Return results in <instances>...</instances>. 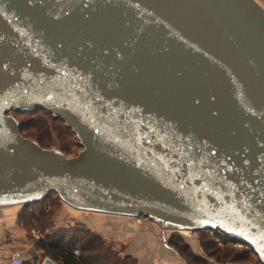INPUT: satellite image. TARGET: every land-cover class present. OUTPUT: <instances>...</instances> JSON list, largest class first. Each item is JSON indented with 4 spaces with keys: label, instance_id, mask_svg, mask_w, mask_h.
Instances as JSON below:
<instances>
[{
    "label": "water",
    "instance_id": "95a60500",
    "mask_svg": "<svg viewBox=\"0 0 264 264\" xmlns=\"http://www.w3.org/2000/svg\"><path fill=\"white\" fill-rule=\"evenodd\" d=\"M37 107L78 136L76 155L21 134L9 112ZM50 191L219 230L264 264V6L0 0V206Z\"/></svg>",
    "mask_w": 264,
    "mask_h": 264
},
{
    "label": "trees",
    "instance_id": "16d2710c",
    "mask_svg": "<svg viewBox=\"0 0 264 264\" xmlns=\"http://www.w3.org/2000/svg\"><path fill=\"white\" fill-rule=\"evenodd\" d=\"M11 111L29 113L18 120L19 130L21 134L37 141L44 148L53 143L51 135L53 132H56L59 139H64V135L68 133L75 134L62 119L45 109L37 107ZM51 193L57 194L54 191ZM51 193L48 192L41 199L22 205L19 213V220L24 227L30 228V223L34 222L41 225L44 236L35 242V247L40 248L44 256L53 258L58 264H136V260L130 254L121 255L120 250L114 248L112 243L107 242L101 234L82 222L71 228L52 229L53 209L50 206L54 204L56 198H51ZM35 205L37 209H34ZM208 231H212L213 235L207 234ZM197 232L202 234L200 245L206 253L205 256L193 252L187 243L179 239L181 236L177 232L169 239V243L189 264H263L254 250L246 244L242 243L241 248L228 244L232 239L223 232L207 229H200ZM214 236L222 237V245L217 243ZM76 246L79 248V255L73 253ZM253 254L256 256L255 260ZM22 264L40 263L26 260Z\"/></svg>",
    "mask_w": 264,
    "mask_h": 264
},
{
    "label": "crops",
    "instance_id": "0c3cea01",
    "mask_svg": "<svg viewBox=\"0 0 264 264\" xmlns=\"http://www.w3.org/2000/svg\"><path fill=\"white\" fill-rule=\"evenodd\" d=\"M22 205L13 202L0 206V264H12L6 252V241L11 232L15 233L18 241H29L27 231L19 220ZM84 212L89 213L82 215L87 226L114 244V248H122L121 253L130 254L136 264H189L169 243L176 231L154 219L138 221L135 216ZM192 248L197 254L201 251L199 244L192 245Z\"/></svg>",
    "mask_w": 264,
    "mask_h": 264
},
{
    "label": "rangeland",
    "instance_id": "374dc122",
    "mask_svg": "<svg viewBox=\"0 0 264 264\" xmlns=\"http://www.w3.org/2000/svg\"><path fill=\"white\" fill-rule=\"evenodd\" d=\"M257 1L262 6H264V0H257ZM9 114H13L19 120L20 118L28 115L29 113H14V112L10 111ZM51 135L53 138V143L48 148L62 150L63 152H65L66 156L76 155L82 148L80 140L76 134H72V133L65 134L64 139H59L56 136V132L51 133ZM50 193H51V191H50ZM50 195H51V198H56L54 201V204H52L50 206L53 209V223L51 224L52 229L57 230L60 228H71L72 226L76 225L78 222H82L87 226V221L83 220L82 215H86L89 213H85L84 211L78 210V209L68 205L67 203L62 201L61 198H58L59 197L58 194L51 193ZM42 197L43 196L37 198L36 200L41 199ZM34 209H37L36 205L34 206ZM149 219H152V218L151 217H146V219L142 218V221L143 220H149ZM30 225H29L30 228L35 227V228H38L40 231L44 232L41 229V225L38 222L30 223ZM30 228L25 227L27 232L29 231ZM175 231L177 232V234H180L181 237L179 239H181L184 243H187L191 250H193L192 245H195V244L200 245V238L202 235L201 233L194 231V230H190V231L186 230L185 231L186 233H183L184 231H180V230H175ZM207 234L213 235V232L208 231ZM215 237L216 236H214V238ZM221 238H219V237L215 238V240L217 241V243L219 245H222V239ZM41 239H43V238H40L39 240H41ZM39 240H36L34 242H37ZM234 242H235L234 240L233 241L229 240L228 244H232L238 248H241V245H238V243H234ZM117 250L118 251L122 250V248L118 247ZM123 254L124 253H121V255H123ZM199 254H203L204 256L206 254L202 247H201V251ZM252 256L254 257L253 260H255L256 256L254 254ZM43 257H45V256L43 255L42 250H40V248H37L34 245L30 246L29 261L40 263V261L42 260ZM209 260H211V258H209ZM251 264H254V263H251Z\"/></svg>",
    "mask_w": 264,
    "mask_h": 264
},
{
    "label": "built area",
    "instance_id": "2783aa9c",
    "mask_svg": "<svg viewBox=\"0 0 264 264\" xmlns=\"http://www.w3.org/2000/svg\"><path fill=\"white\" fill-rule=\"evenodd\" d=\"M135 217L138 221H141L142 218H146L147 216L138 215ZM26 235L27 237H29V240L31 242L18 241L15 233L12 232L8 235V240L6 241V252L9 254L12 264H22L24 261L29 260L30 246L34 244V241L42 238L44 236V233L40 231L38 228L32 227L29 229ZM234 243H238V245H242V243L239 241H235ZM73 253L75 255H79L80 251L77 246L73 249ZM42 260L40 261V264Z\"/></svg>",
    "mask_w": 264,
    "mask_h": 264
},
{
    "label": "bare ground",
    "instance_id": "6f19581e",
    "mask_svg": "<svg viewBox=\"0 0 264 264\" xmlns=\"http://www.w3.org/2000/svg\"><path fill=\"white\" fill-rule=\"evenodd\" d=\"M185 232V231H184Z\"/></svg>",
    "mask_w": 264,
    "mask_h": 264
}]
</instances>
